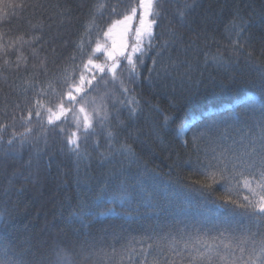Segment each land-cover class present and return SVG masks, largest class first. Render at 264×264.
I'll list each match as a JSON object with an SVG mask.
<instances>
[{
    "label": "snow or ice",
    "instance_id": "snow-or-ice-1",
    "mask_svg": "<svg viewBox=\"0 0 264 264\" xmlns=\"http://www.w3.org/2000/svg\"><path fill=\"white\" fill-rule=\"evenodd\" d=\"M19 7L23 8L24 5ZM32 7L42 14L47 12L39 0ZM118 8L120 0L115 4L96 5V13L101 17L105 15L104 9H107L110 16L119 15L122 18L112 21L105 28L96 25L94 18L90 21L97 29L95 34L92 27L86 28L74 42L76 53L69 57L75 62L79 55L78 64H68L62 71H54L59 55L56 41L63 46L68 41L59 31H49L51 25L46 29L43 21L34 25L28 21L33 32L39 34L31 35L27 41L21 36L20 40L22 45L27 44L31 49L30 56L35 62L30 64L29 56L20 52L14 62L4 59L0 65V69L5 71L19 70L21 67L30 71L32 80L29 86L33 88L35 96L32 108L28 109L27 120H31L33 113L41 118L43 112L42 119L51 126L43 133L42 148L36 147L28 138L30 127L19 134V139L15 130L10 132L7 140L0 135V162L9 156L22 158V150L28 144L32 148L24 166L28 174H32L34 159L38 164L47 157L45 163L51 167L57 161L55 154L48 149L49 135L62 136L64 146L58 151L74 160L78 176L76 183L80 189L78 210L68 218L70 225L91 227L99 222L100 217L131 219L134 213L136 216L142 215L139 212L141 206L146 215L149 209H157L161 199L167 198L163 191L156 193L146 187L163 184L154 170L144 167L143 171L132 175L124 167L125 162L129 166L138 164L139 157L133 146L126 140L121 141L119 135L120 131H124L134 140H140L141 135H152L162 142V133L173 131L171 125L175 119L157 108L163 119L152 124L150 131L145 133L137 126L143 111L141 103L131 94L135 89L127 87L125 79L131 84L138 82L141 77L139 69L145 67L146 58L151 60L152 65L148 68L149 83L153 74L158 80L171 75L180 63L186 64L187 61L172 60L169 56L170 62L165 63L163 53L177 47L184 53L194 52L196 40L192 36L185 37L184 32L193 33L196 37L204 36L210 22L209 16H200L199 10L204 8L201 0H135V3L127 4L119 12ZM237 20L240 22L237 23ZM133 21L136 22L134 28ZM117 26L121 28L119 41L113 38V29ZM250 27V14L244 15L238 6L234 7L231 20L225 25L227 31L235 34V38L228 36L233 50L250 47V39H240ZM165 35L168 39L157 45L158 38ZM0 53L7 56L8 50L0 46ZM247 54L251 56L252 52L248 51ZM213 59L222 63L221 58ZM41 76L44 77L43 81L40 80ZM109 82L119 86L123 100H117L109 93ZM101 88L104 89L102 93ZM36 97L48 98V104ZM251 99L254 103L243 116L239 111L230 109L210 126H198L194 118L185 119L174 129L176 137L185 147L189 144L185 139L186 134L193 132L191 146L198 154L197 160L195 165L191 160L186 162L192 167V173L179 177L178 183L205 195V204L198 209L200 221L185 225L179 232L152 228L128 237L113 234L114 240L123 239L126 242L121 244L119 250L113 245L110 253L101 249L106 258L113 264H264V86L259 97L252 96ZM109 103L117 113V130H113ZM120 108L126 109L127 122L120 119ZM69 113L75 130L66 132L63 125L67 123ZM12 119L15 120V116ZM7 127L0 124V132ZM97 128L101 129L105 138L103 146L98 140L93 142L97 153L96 164L104 169L99 178L90 172L93 157L87 149L89 137L99 134ZM206 140L215 141L210 149L200 147ZM140 142L144 143L142 140ZM200 153H203L202 158ZM82 162L84 178L80 179ZM12 175L23 176L24 172L14 170ZM130 179L133 181L131 184ZM216 185H220L219 194ZM166 191L173 192V185L168 184ZM3 194L7 195V192ZM6 226L0 220V228ZM27 254L33 258L27 261L23 259ZM135 257H139V260ZM0 264H40V259L26 239L19 259L6 251ZM57 264H66L65 258L58 256Z\"/></svg>",
    "mask_w": 264,
    "mask_h": 264
},
{
    "label": "trees",
    "instance_id": "trees-1",
    "mask_svg": "<svg viewBox=\"0 0 264 264\" xmlns=\"http://www.w3.org/2000/svg\"><path fill=\"white\" fill-rule=\"evenodd\" d=\"M36 2L37 0H0V46L8 50L7 56L0 53V65L4 59L14 62L20 52L29 56L30 64L35 62L30 56L31 49L27 44L22 45L20 40L21 36L27 41L31 35L39 34L33 32L28 21L32 25L43 21L46 29L51 25L49 31L52 33L59 31L68 41L66 46L56 41L59 55L57 66L53 70L59 72L68 64L80 62L79 55L75 62L69 60V57L76 53L74 42L86 28L92 27V33L95 34L97 29L90 24L93 18L100 28H105L112 21L122 18L119 15L110 16L107 9H104L103 17L96 13L97 4H115L118 0H39L47 9L43 14L32 7ZM129 3H135V0H120V8L117 11H121ZM201 3L204 8L199 10L200 16L210 17L206 35L196 37L193 33L184 32L185 37L192 36L196 40V50L184 53L178 47L170 48L162 56L165 63L170 62L171 56L172 60L187 61L186 64L180 63L175 72L160 80L153 74L149 83L148 68L152 65L151 60L146 58L145 67L139 69L141 77L138 82L131 84L125 76L121 77L125 79L127 87L135 89L131 94L140 101L143 109L137 126L145 133L150 131L152 124L163 119L157 108L175 119L171 125L173 131L162 133V142L157 141L152 135H141L140 140H134L124 131H120L119 135L121 141L126 140L133 146L139 157L138 164L129 166L125 162L124 167L132 175L143 171L144 167L154 170L159 174L163 184L146 187L156 193L163 191L167 198L161 199L157 209L155 211L149 209L146 215L144 207L141 206L139 212L142 215L136 216L134 213L131 219L100 217L99 222L91 227L70 225L68 218L78 210L76 206L80 193L76 183L78 178L76 165L72 158L61 155L58 151L64 146L63 137L49 135L48 149L55 154L57 161L51 167L45 163L47 157L41 159L38 164L34 159L32 174L29 175L24 167L32 151L28 144H25L22 150V158L9 156L0 162V220L7 225L0 228V259L5 258L6 251L19 259L24 241L27 239L39 257L40 264H57L58 256L64 257L66 264H113V261L104 256L101 249L110 253L113 245L119 250L121 244L126 242L123 239L114 240L113 234L128 237L152 228L157 231L179 232L185 225L200 221L198 209L205 204V195L178 183L179 177L192 173V167L186 162L191 160L195 165L197 160L198 154L191 146L193 132L186 134L185 139L189 144L185 147L176 137L174 129L185 119L194 118L198 126H210L221 114L230 109L239 111L243 116L254 103L248 97L249 93L259 97L264 86V0H201ZM21 4L24 5L23 8L19 7ZM56 5L60 7L57 8ZM237 6L242 14H250L251 19L250 29L240 37L242 41L250 39V47L239 51L233 50L228 42V36L235 38L234 32L225 28L231 20L232 9ZM135 23L132 22L133 28ZM118 29V26L113 29V38L116 40L119 35ZM164 39H168V36L158 38L156 44L159 45ZM248 51L252 52L251 56L247 54ZM213 57L221 58L222 63H217ZM31 80L30 71H25L23 67L8 71L0 69V124L8 125L0 135L7 140L10 132L15 130L19 139V134L25 133L26 128L30 127L31 133H27L28 138L36 147L42 148L43 133L51 126L42 119L43 112L41 118H37L33 113L31 120H27V112L32 108L35 96L33 88L29 86ZM40 80L43 81L44 77L41 76ZM103 91L101 88L100 92ZM108 91L117 100L124 99L118 85L109 82ZM36 98L48 104V98ZM109 111L113 115L111 122L113 130H117L115 128L117 113L111 103ZM13 116L15 120L12 119ZM119 116L127 122L126 109L120 108ZM63 127L66 132L75 130L72 126L71 113L68 114V121ZM97 133L99 134L89 137L87 149L93 157L90 172L99 178L104 169L96 164L97 153L93 142L98 140L103 146L105 138L101 129L97 128ZM141 140L144 143H141ZM214 143L213 140H206L200 147L210 149ZM199 155L203 157V153ZM14 170L22 171L24 175L13 177ZM79 178H84L83 162ZM129 183L133 181L130 179ZM168 184L173 185L171 193L166 191ZM220 191V185H216L217 194ZM4 192H7V195H4ZM136 247L139 248L140 245ZM32 258L31 254L23 257L26 261ZM135 259L139 260V257Z\"/></svg>",
    "mask_w": 264,
    "mask_h": 264
},
{
    "label": "rangeland",
    "instance_id": "rangeland-1",
    "mask_svg": "<svg viewBox=\"0 0 264 264\" xmlns=\"http://www.w3.org/2000/svg\"><path fill=\"white\" fill-rule=\"evenodd\" d=\"M118 30H117V32L119 31V33H120V30H121V28H120V26H118ZM119 41V40H118ZM129 42H131V34L129 33Z\"/></svg>",
    "mask_w": 264,
    "mask_h": 264
},
{
    "label": "bare ground",
    "instance_id": "bare-ground-1",
    "mask_svg": "<svg viewBox=\"0 0 264 264\" xmlns=\"http://www.w3.org/2000/svg\"><path fill=\"white\" fill-rule=\"evenodd\" d=\"M104 236V235H103Z\"/></svg>",
    "mask_w": 264,
    "mask_h": 264
}]
</instances>
